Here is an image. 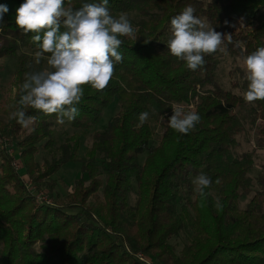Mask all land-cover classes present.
<instances>
[{
    "label": "trees",
    "instance_id": "trees-1",
    "mask_svg": "<svg viewBox=\"0 0 264 264\" xmlns=\"http://www.w3.org/2000/svg\"><path fill=\"white\" fill-rule=\"evenodd\" d=\"M99 2L65 0V6ZM22 3L0 0L9 9L0 22V58L17 60L10 109L3 108L0 86V140L12 137L17 148L10 156L0 148V264H264V163L253 187L252 158L233 154L245 111L257 123V146L264 149V100H244L248 81L242 70L239 83L223 89L216 53L192 71L167 47L172 18L191 5L215 31L231 34L223 47L243 60L264 47V0H109L111 14H125L135 36L120 37L123 61L115 64L106 89L84 87L79 115L64 123L78 134L41 167L39 153L55 149L56 115L25 108L35 117L34 131L9 119L25 73L45 70L50 56L35 63L38 44L15 23ZM114 101L117 113L79 159L80 135ZM174 104L185 112L192 107L200 117L187 135L168 126ZM143 112L149 118L137 127ZM13 161L24 171L17 172ZM74 163L86 180L75 181L72 194L53 206L39 205L23 184V176L39 183ZM200 174L212 180L205 198L192 183ZM46 188L52 193L54 184ZM248 197L242 209L240 201ZM180 236L185 242L178 251L171 242Z\"/></svg>",
    "mask_w": 264,
    "mask_h": 264
},
{
    "label": "clouds",
    "instance_id": "clouds-1",
    "mask_svg": "<svg viewBox=\"0 0 264 264\" xmlns=\"http://www.w3.org/2000/svg\"><path fill=\"white\" fill-rule=\"evenodd\" d=\"M109 0L99 3H85L74 9L65 6V0H24L16 11L15 23L18 29L38 44L35 63L40 64L45 54L48 69L25 73L20 91L23 93L16 110L9 119L29 131L35 117L26 115L25 108L38 110L45 115H56L57 124L73 121L79 115L76 107L84 95V87L90 86L103 91L114 75L115 64L123 61L118 49L123 44L120 37H134L135 29L128 17L121 13L111 14ZM9 11L0 5V22ZM196 9L188 5L171 20V37L167 47L172 56L186 62L189 70L195 71L205 63V56L219 52L226 53L225 39L232 42L231 34L215 31L205 19L194 15ZM239 44H237V47ZM247 91L243 98L252 103L264 100V47L243 58ZM168 126L175 132L187 135L199 122L196 112H185L180 105L172 106ZM149 118L148 112L139 115L142 126ZM165 117L161 115V120ZM195 191L206 197L205 189L212 184L210 177L200 174L192 180ZM216 183H220L219 179ZM216 207L221 208L219 201Z\"/></svg>",
    "mask_w": 264,
    "mask_h": 264
},
{
    "label": "rangeland",
    "instance_id": "rangeland-1",
    "mask_svg": "<svg viewBox=\"0 0 264 264\" xmlns=\"http://www.w3.org/2000/svg\"><path fill=\"white\" fill-rule=\"evenodd\" d=\"M218 58V70L216 73V78L221 87L225 90H231L232 85L234 83H239L240 81V73L239 70L245 72L243 67L242 59H234L227 53L224 52H216ZM17 60L7 57L0 58V86L3 88L4 93V109H10V105L12 100L14 99L16 90H15V77L14 71L16 70ZM49 66L46 64L45 69H48ZM118 107L117 102L114 101L113 104L103 112L101 119L97 124L93 126V128L86 132L85 135H80V148L78 151L79 159H83L86 151L91 147L92 138L95 133L104 131L112 119V117L117 113ZM190 111H193L192 107H189ZM250 113L243 112V123L244 130L237 137V147L233 150L234 156L240 157L243 154L250 155L253 160V166L249 172V177L253 181V187L255 186L254 180L261 174V165L264 163V149H260L257 146V123L252 124ZM0 120H3V117L0 116ZM264 126V125H263ZM155 137L153 140V144L156 145L158 142V137L160 136L159 132H155ZM78 134L71 130L66 125L57 124L54 131V146L55 149L51 151H41L39 155L36 157V163L41 167L45 162L50 163L52 157L55 155L56 157L59 155L57 151L60 146L65 144L66 140L70 137ZM12 137H6L5 140H0V148H8L12 150L11 155L17 154V148L13 143ZM7 151V153H8ZM9 155V154H8ZM10 156V155H9ZM14 162V161H13ZM19 164V170L23 172L24 168L22 163L17 161ZM13 165V164H12ZM80 179L86 180V177L82 175L80 172V164L74 163L62 167L58 173L54 176L46 179L42 182H35L33 179H29L26 176H23V184L30 185V191L33 194H37V196H43L51 202L52 205H55L58 201H63L67 198L68 195L73 192L74 182ZM49 183L54 184V191L52 193L49 192L46 185ZM256 188V187H255ZM251 197L242 199L240 201V207L243 209L244 206L248 203ZM185 242V237L180 236L177 239H174L171 244L176 245L177 250L179 251Z\"/></svg>",
    "mask_w": 264,
    "mask_h": 264
},
{
    "label": "built area",
    "instance_id": "built-area-1",
    "mask_svg": "<svg viewBox=\"0 0 264 264\" xmlns=\"http://www.w3.org/2000/svg\"><path fill=\"white\" fill-rule=\"evenodd\" d=\"M5 149H7V151H8V148H6V147H4ZM13 152H12V150H9L8 151V154L9 155H11ZM13 168L17 171V172H19L18 170H19V164L17 163V161H14L13 162ZM24 186H25V188H26V190L29 192V193H31V191H30V185H26V184H24ZM32 194V196L37 200V202H38V204L39 205H45V206H53L52 204H51V202L49 201V200H47L46 198H43V196H37V194H33V193H31Z\"/></svg>",
    "mask_w": 264,
    "mask_h": 264
}]
</instances>
